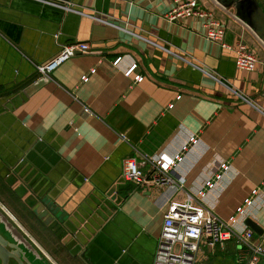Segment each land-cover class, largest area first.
I'll return each instance as SVG.
<instances>
[{
    "label": "crops",
    "instance_id": "obj_1",
    "mask_svg": "<svg viewBox=\"0 0 264 264\" xmlns=\"http://www.w3.org/2000/svg\"><path fill=\"white\" fill-rule=\"evenodd\" d=\"M57 1L73 11L0 0V209L44 261L30 258L36 264H154L169 205L197 193L222 164L230 168L204 203L229 221L255 197L247 219L260 228V235L252 229L258 243L264 237L260 38L216 0L194 1L224 25L230 50L206 39L202 19L169 21L175 0ZM240 41L258 59L252 72L236 67L232 50ZM76 44L89 50L49 77L38 74L33 63L45 64ZM190 137L198 144L179 166V193L121 178L124 159L174 156ZM249 259L232 238L223 247L202 244L196 264Z\"/></svg>",
    "mask_w": 264,
    "mask_h": 264
},
{
    "label": "built area",
    "instance_id": "obj_2",
    "mask_svg": "<svg viewBox=\"0 0 264 264\" xmlns=\"http://www.w3.org/2000/svg\"><path fill=\"white\" fill-rule=\"evenodd\" d=\"M35 1L73 11L69 3H60L57 0ZM193 17L203 20V27L207 31L206 39L208 41L216 43L223 49H231L225 41L227 31L224 25L216 20L211 12L198 7L194 0H175L173 9L168 14V20L171 22ZM88 50L87 45L66 46L49 62L45 64L33 63V65L41 77H49L51 73L77 52L85 53ZM164 50L176 55L170 50ZM232 51L235 54V64L238 70L252 72L256 69L258 59L244 42H238ZM184 60L194 65L190 60ZM119 62L120 59L114 61V66H117ZM136 68L137 65L131 67L125 72V76L131 77L134 75ZM207 74L216 82L227 87L233 94L246 100L240 93L231 88L229 82L213 74ZM87 80V76L83 78V81ZM134 80L141 82L143 77L137 75ZM85 111L89 112L88 109H85ZM122 139L127 141L124 135H122ZM197 144L198 139L190 137L174 156L161 152L151 157L144 156L142 162H138L134 158H126L122 163L121 178L137 186L152 185L158 190L168 188L173 191V194L179 193L184 188L182 183L184 177L178 172L179 166H181L192 147ZM145 166L150 167L148 173L143 171ZM229 168L228 164H222L215 178L205 181L204 186L197 193H188L184 203L172 202L169 205L168 211L164 214L154 264H196L197 255L202 244L223 247L232 238L236 239L241 252L247 250L250 253L247 264H258L261 260H264V237H261L259 242L255 243V233L251 228L244 226L241 231L236 228L239 223L245 222L249 217L250 210L255 207V197L247 199L245 204L237 210L236 215L231 217L227 223L221 222L214 214L213 208L204 203L208 192L216 188ZM256 194L257 191H253V195Z\"/></svg>",
    "mask_w": 264,
    "mask_h": 264
},
{
    "label": "water",
    "instance_id": "obj_3",
    "mask_svg": "<svg viewBox=\"0 0 264 264\" xmlns=\"http://www.w3.org/2000/svg\"><path fill=\"white\" fill-rule=\"evenodd\" d=\"M35 1V0H34ZM225 8L234 9L237 18L246 24L264 43V6L259 0H216ZM38 2V1H37ZM41 3V2H39ZM43 5H47L41 3ZM51 6V5H47ZM59 38V37H58ZM124 181V180H123ZM246 225L260 235V228L250 219L245 221ZM0 226L7 233L11 240L10 243L0 235V260L2 264H9L11 258L18 264H32L29 261L30 255L44 261V257L26 239L23 233L15 226L11 219L0 209ZM27 255V256H26ZM83 255H80L83 260ZM85 264H88L83 260Z\"/></svg>",
    "mask_w": 264,
    "mask_h": 264
},
{
    "label": "flooded vegetation",
    "instance_id": "obj_4",
    "mask_svg": "<svg viewBox=\"0 0 264 264\" xmlns=\"http://www.w3.org/2000/svg\"><path fill=\"white\" fill-rule=\"evenodd\" d=\"M0 235H1L2 237H4L7 241H9L10 243H13V242H14V241L11 240L10 236H9L7 233L4 232V230H3V228H2L1 226H0ZM23 235H24V234H23ZM26 256H27V255H26ZM30 256H31V255H30ZM32 257H35V256L32 255ZM35 258H36V257H35ZM28 259H29V261H30L32 264H36V263H35V260L31 259L30 257H29ZM0 264H2L1 260H0ZM9 264H18V262H17L15 259L11 258L10 261H9Z\"/></svg>",
    "mask_w": 264,
    "mask_h": 264
},
{
    "label": "rangeland",
    "instance_id": "obj_5",
    "mask_svg": "<svg viewBox=\"0 0 264 264\" xmlns=\"http://www.w3.org/2000/svg\"><path fill=\"white\" fill-rule=\"evenodd\" d=\"M221 222H223V223H227V222H229V221H226V220H223V219H219Z\"/></svg>",
    "mask_w": 264,
    "mask_h": 264
}]
</instances>
